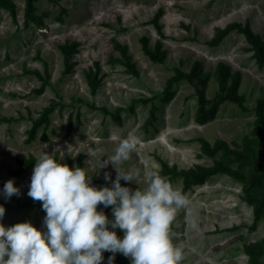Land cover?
<instances>
[{"label": "rangeland", "instance_id": "374dc122", "mask_svg": "<svg viewBox=\"0 0 264 264\" xmlns=\"http://www.w3.org/2000/svg\"><path fill=\"white\" fill-rule=\"evenodd\" d=\"M14 2L17 22L0 6V113L10 117L23 114L25 118L0 126V178L5 183L14 179L22 193L19 202L0 194V199L12 203L3 217L6 226L30 220L38 228H45V211L22 204L31 198L28 191L33 168L21 176L9 173L18 168L16 158L30 154L38 157L47 151L62 158L63 163L67 157L77 160L83 154L92 183L103 187L111 183L104 174L111 172L115 180L117 170L112 164L100 169V162L114 153L121 139L132 134L138 139L137 149L118 167L140 171L136 183L121 181L133 189L146 186V174L161 167L159 158L179 168L197 164L212 167L215 160H222L246 176L251 173L249 157L240 163L222 152L211 155L197 139L204 137L211 143L223 139L239 148L248 139L263 141L255 130V120L257 104L264 99V68L256 64L243 34L234 31L217 47L207 41L217 27L247 20L264 38V0H38L35 13L42 17L43 26L33 22L26 26L25 0ZM159 8L164 10L160 22L168 54L166 61L158 64L144 54L140 39L148 36L152 46L160 39L151 23ZM74 40L81 42L79 53L72 58L77 64L65 73L59 45ZM115 40L128 46L138 74L115 61L120 57ZM181 60L185 61V71L199 60L211 73L206 91L212 101L208 109L215 115L203 124L196 119L199 102L193 84L182 80L166 92L167 79ZM45 61L51 81L42 94H36L33 89L41 85V80L25 69L43 72ZM95 61L101 63L104 79L93 95L84 71ZM221 61L241 73L239 91L245 96V108L230 101L216 105L218 83L213 73ZM52 99L61 101L64 107L57 106L48 129L40 128L36 138L30 140L29 114L38 117ZM101 107L113 113L121 107L122 124ZM78 114L80 125L75 120ZM70 115L74 125L68 135ZM171 181L183 191L181 178ZM248 185L247 180L219 174L187 192L190 211L178 210L171 228L174 242L183 246L180 264H264L260 255L253 262L245 248L264 240V216L254 225L253 207L245 201ZM3 187L0 184V190ZM252 191L261 197L264 184L257 183ZM117 232L123 236L122 229ZM102 262L108 264L106 257Z\"/></svg>", "mask_w": 264, "mask_h": 264}, {"label": "clouds", "instance_id": "9594fccd", "mask_svg": "<svg viewBox=\"0 0 264 264\" xmlns=\"http://www.w3.org/2000/svg\"><path fill=\"white\" fill-rule=\"evenodd\" d=\"M137 146V137L129 134L102 159L100 169L112 164L117 170L115 180L111 172L104 174L111 183L103 187L92 183L88 167L70 166L47 151L40 154L28 195L42 202L46 230L30 220L6 226V207L0 204V264H102L105 251L112 253L108 264H115L117 253L129 257L130 264H180L183 246L174 242L171 228L178 210L190 211L189 194L158 171L146 174L144 187L122 184L136 183L141 175L118 167ZM0 194L10 200L22 193L9 179ZM109 206L114 218L104 211Z\"/></svg>", "mask_w": 264, "mask_h": 264}, {"label": "trees", "instance_id": "16d2710c", "mask_svg": "<svg viewBox=\"0 0 264 264\" xmlns=\"http://www.w3.org/2000/svg\"><path fill=\"white\" fill-rule=\"evenodd\" d=\"M36 1L38 0H25L24 17L26 26H28L31 22L40 26L44 25L42 17L35 13L34 4ZM15 4L16 3L14 0H0V6L6 8L9 11L13 21L17 22V6ZM63 11H65V9H63ZM163 12L164 10L159 8L154 18L151 20V23L155 26L160 35V39H158L153 46L151 45V41L148 36H142L140 39L144 54L148 56L153 62L158 64L164 63L168 54V51L164 48L163 42L166 34L164 32L163 25L160 22ZM187 27L190 28L189 26ZM234 31L244 35L247 42L250 44L249 51L253 52L252 56L255 59L256 64L258 67L264 68V38L255 32L251 22L248 20L246 22L233 21L228 23L226 26L217 27L215 29L214 35L207 41V44L212 47H217ZM80 46L81 42L78 40L66 41L65 43L59 45V49L64 58L63 63L65 64V73H70L77 64L76 61L72 60V58L74 55L79 53ZM114 47L120 54V57L115 61L123 64L128 72L132 74H138V70L135 63L132 61V56L129 52L128 46L115 40ZM184 64L185 61L181 60V65L175 66V73L167 79L166 92L170 93L173 86L182 80H187L193 84L196 89L199 102L196 119L199 123L203 124L212 119L215 115L214 110L208 109V105L212 101L207 97L206 91L211 73L204 70V65L199 60L195 61L191 65L189 71H185L183 69ZM25 72L34 74L41 80V85L38 88H34L33 92L36 94H42L46 86H48L51 81V74L47 62L45 61V69L43 72L39 69H25ZM84 76L91 93L96 95L102 86L104 79L101 63L99 61H95L92 66L84 71ZM213 76L218 83V90L214 98L216 105L221 102L230 101L238 104L242 108H245V96L239 91L242 81L241 73L239 71L234 72L229 64L221 61L215 66ZM57 106L62 108L64 107V104L57 99H52L50 103L41 110L38 117H33L31 114H29L28 117L31 120L32 125L27 132L30 140L36 138L40 128L43 127L45 131L48 129L51 123L50 116L55 111ZM100 110L110 114L113 117V120H115L118 124H122L121 112L123 109L121 107H119L115 113L111 112L107 107H101ZM23 118H25L23 114H21L19 117H10L0 113V126L18 121L19 119ZM79 118L80 114H78L75 118L77 125H80L81 123V119ZM73 125V115H70L68 118V135L72 134ZM255 130H257V132L262 135L263 141L259 139H248L245 140L242 148H239V146L233 147L223 139H218L215 143H211L204 137H199L197 139L200 142L203 150L211 155L222 152L226 156L231 157L233 160H236L240 163L244 162V160L249 157L253 163V170L250 174H248V176H246L239 168H233L230 164H227L222 160H215L212 167L197 164L190 168H179L177 165H170L166 160L159 158L161 167L154 171H158L161 175L165 176L169 180L181 178L183 182V192L185 193L190 191L194 186L202 185L208 179L219 174H226L238 180H247L249 185L245 188V201L253 207L254 225H256L264 216V194L261 197H256L252 191L257 183H262V185L264 184V99L260 100L256 107ZM56 157L58 158L57 155ZM36 158L37 157L32 154L25 158H16L18 168L10 170L9 173L15 176H21L25 174L30 169L34 168ZM84 160L85 155L81 154L77 160H74L72 157H67L65 163L73 167L76 165L84 167ZM0 184H5L1 178ZM122 184L126 183L123 182ZM12 199L15 202L20 201V197L18 195H13ZM0 204H3L5 207L12 205L10 201L2 199H0ZM22 204L43 210L42 202L35 201L33 198H29ZM100 208H103L102 204L98 206V210ZM104 211L109 215V217H113L112 206L105 208ZM245 248L251 255L253 262H257L259 258L257 257L258 255L264 257V240L258 243L249 244ZM110 255H112L111 252H104V256L107 260ZM102 264L107 263L102 262ZM115 264H130V258L124 256L122 253H117Z\"/></svg>", "mask_w": 264, "mask_h": 264}]
</instances>
